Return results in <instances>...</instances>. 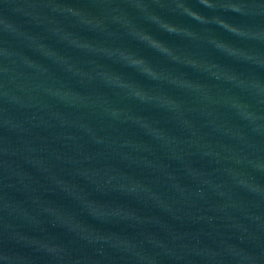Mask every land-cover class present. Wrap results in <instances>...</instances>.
Here are the masks:
<instances>
[{
  "label": "water",
  "instance_id": "1",
  "mask_svg": "<svg viewBox=\"0 0 264 264\" xmlns=\"http://www.w3.org/2000/svg\"><path fill=\"white\" fill-rule=\"evenodd\" d=\"M0 264H264V0H0Z\"/></svg>",
  "mask_w": 264,
  "mask_h": 264
}]
</instances>
